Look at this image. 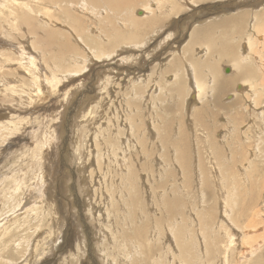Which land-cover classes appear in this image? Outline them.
Segmentation results:
<instances>
[{"label": "rangeland", "instance_id": "obj_1", "mask_svg": "<svg viewBox=\"0 0 264 264\" xmlns=\"http://www.w3.org/2000/svg\"><path fill=\"white\" fill-rule=\"evenodd\" d=\"M176 2L182 5L183 12L177 15V17L170 15L168 20L164 24L166 27L164 26L161 30L158 31V33H150V42L145 46V48H142L143 50L137 48L120 49L117 53L118 55H116L115 53L109 58L100 59L92 54L90 55L92 59L90 57H87V59H90V61L86 60L84 65L79 64L76 68H70L72 69V73H70L68 77L61 79V81L57 83L55 82V79L54 81L51 79H49V81L44 80L42 81L43 83H40V80L36 79L34 77V74H32L31 77L26 75V70L32 72L28 67L22 68L18 65V61L24 63L23 59H27V63H30L31 61L33 62L34 66L37 67L38 64L36 62V59H40L42 61L47 60L48 50H45L46 54L44 56H41L39 53V51H42V47L45 49L44 42L42 47H40L39 41H36L38 36L42 37L40 32L37 33V35H30V37H28V43H25V39L27 38L26 33L28 32L26 27L19 26V29H16L14 24L13 29H15L16 31L11 32L10 36L7 34V36L11 40V43L10 40L7 41L8 45L6 46L10 49V55L8 56V59H5V57H7L9 51L6 49L4 51L0 50V64H3L4 66L8 63V69L7 72L4 73V76L8 77L7 80L9 81V83L12 79H18L20 76L22 81H24L23 85L26 88H29V86L33 87L34 85L37 86L39 84L40 86L38 91L35 87H33L36 90L35 93L31 91L32 94H28V92L23 91L21 82L18 81V83L15 82L14 85H11L12 87H15L14 91L17 92L14 93V91L12 92L4 90L0 91L3 94V96L0 94V256H5L4 259L0 261V263L129 264L130 254L127 250L128 247L124 245L128 244L132 246L133 243H130L131 240L128 239V242L124 241L121 243L123 246H120V225L117 223V215H115L114 213L115 210H118L120 205L116 202H112L113 199H111V196L116 197V195L119 194L115 191H120L122 189L125 191L128 190L125 186L122 185V177L120 176V174L125 176L127 173L124 170H126L128 166L133 162L137 171L141 172L137 175V177L138 179L142 178V188L146 192H150L152 190L150 188H153L155 183L158 181L159 174L156 172L158 168L165 169V172L163 174L167 176V179L169 181H172L175 177H177V171L172 169L171 167L168 168V166L171 165L174 166V168L176 167V161L173 158L175 154L171 153L173 152V147H167L168 155L173 158V162L171 161V159H166L165 161V159L161 155L162 150L157 140V126H153L154 124L158 123V120L156 122L155 117H153L156 123L154 122V120L151 122V116H149H154L157 111L161 112L159 111L160 106H155L154 109L153 104L155 102L153 101H155V98H153V95L150 96L151 89L149 87L144 88L145 90L143 92V97H145L143 99V97L141 98V96H137V94H135L134 96V93H132L131 91L133 89L132 85L139 81L140 83L145 82V79H148L149 74H151V76L155 79L156 69H159L158 67H155V64L161 62L163 63L166 59L165 57H168V55L171 54L172 50H176L177 56L181 55L180 51L184 43L186 42L187 31L193 25L190 23H194L195 21L201 19L203 20V22L205 21V19H203V17H201L200 15L202 11V13L212 14L207 16L208 19L205 17L207 19V22L216 19V13L214 11H219V17L224 14L222 11L230 8L237 11L241 9H252V7H254V9L259 12L264 11V0H233V2L230 3H227V1H225L226 3L224 1L221 2L219 0L200 1L199 5L201 6L199 7L212 6L209 11H207L208 9L200 8L192 9L189 0H177ZM74 4L77 6H73L71 3L66 5L70 10L77 13H80V9L82 8L90 10L86 7L85 4L81 2ZM134 7L135 5L131 8ZM224 7H226L225 10L223 9ZM52 8L57 10L56 7ZM100 11L101 10L98 11L97 15L94 14L93 18L94 16H96L97 18V16L101 14ZM192 11H194V13ZM195 14H199L200 17L198 19L189 18L190 15L195 17ZM130 16L135 17L134 14H130ZM62 19L66 20L65 14L63 13ZM107 21L109 22L111 20L105 19L103 21V24ZM1 26L2 25L0 24V29L2 28ZM8 26L10 27V24ZM64 30L70 36V41L73 44L79 46L78 39L76 38L74 32L70 28H64ZM97 31L98 30H96V32ZM169 33L172 34L170 37H167ZM93 34L94 33L91 29L89 30V34L86 33L88 37L94 36ZM158 34L162 38H164L165 34L166 41L162 43V45L158 49L153 51V46L155 45V43L161 40V37ZM255 36L257 35L255 34ZM184 37L185 39H182ZM5 38L6 37H3L2 35L0 36L1 47H3L2 45H4L2 43L4 42ZM119 40V37L117 38V40H115V43H108V40H104L103 44L105 46V50L111 51L112 49H114V47L118 45ZM31 41L34 42L33 45L31 44ZM23 47L27 49V51L31 52L30 56L22 55L23 52H26L24 51ZM79 47L84 53H87V49H84L81 46ZM131 50L135 53H132ZM54 51L56 52L57 50ZM135 54H139L140 58L138 57V55L135 56L136 59L133 60V63L131 55ZM71 58L72 56L70 53L66 54L63 52L62 57H55V63L47 64L49 67L53 66L54 72L59 73L64 71L62 65L68 64ZM5 60H7V62ZM41 64L42 66H44L43 63ZM17 66H19V68ZM222 66L224 67L225 65ZM228 66L226 65V67ZM148 68L150 69V71ZM228 68L230 69L229 72H231V67ZM43 69L44 68H42V70ZM225 69L226 68H222L221 70L226 72L227 70ZM102 75L104 76V78ZM110 75H112L113 77H111ZM133 75L137 77L138 80L134 78ZM52 76L54 75L52 74ZM81 76L84 77L82 78ZM167 76H169V74H167ZM50 82L54 83L51 84ZM124 85L127 86L128 89ZM239 85L240 86H238L237 82L235 87V89L237 90H231V92L234 93V96L236 95L238 99H241L243 101V103L240 104L242 105V107L239 108L238 106H234L235 111L241 110L242 112H240L243 113L241 120L243 121L244 125L241 124L238 126H242V131L246 128L251 129L252 131H255V128L259 130V133H254L253 143L255 154H251L249 157L250 161H254L255 174L249 178V186L243 184L242 181L238 180L239 186L237 192L239 193V197L243 202H249V199L258 196L257 192L260 189V194L257 202H254L255 204L253 203L252 205H250L251 210L249 211H253L254 213H257V211H259V213L261 214L258 217L257 215L254 216L256 224L254 228L252 226V230L250 229V227L248 228L247 232L244 231L243 233H248V237L253 235L251 238H260L262 240L260 244L261 246L257 250H252L253 252L251 251V253H249L246 258H241L239 264H256L259 259H264V154L260 153L256 149V146L260 144L262 139H264V112H261V108L264 105V96H259L260 103L256 106V108L258 107V110L254 109L255 106L252 107L248 102H245L247 101V98L242 99L243 97H246L247 94H250L253 97L254 92L249 91L247 94H245V91L248 89L247 82L239 83ZM124 87L126 89L123 90ZM114 90L117 92H115ZM166 96L168 95L161 96V99L164 98L162 101L163 103L166 102ZM182 97L183 95L178 100L180 109L182 107V111L178 114L181 117H183L182 112L186 115L185 112H187L189 106H196L197 104L196 101H189V97L187 95H184L183 98ZM132 99H134L137 104L140 103L139 107L136 106L135 109H138L140 111L142 110L143 114H141L142 112L137 113L136 110L133 109V105H129L126 103V101H132L133 103H135ZM168 99L171 100L170 98ZM144 101L148 103H145ZM171 101L173 102V100ZM232 101H227V98L225 99L224 95L220 100V102L224 105ZM172 102H166L165 104L168 103L169 105L174 106L175 104ZM120 103L122 104V107H120ZM126 107L128 111L126 110ZM230 109H228L227 111L229 112ZM227 111L225 109L218 108L212 110L214 115L217 116L213 117V122H211V124L212 126H219L220 129L219 134H215L218 138L219 144L226 142V139L228 137H231L232 130L230 126L233 125H227L229 124L226 117V113H228ZM163 112L164 111H162L161 113ZM176 112L177 111L175 110L173 112H170L169 114H165L167 118L168 116L170 117L169 119L172 121L171 126L174 128L178 126H176L175 124L177 117H179L178 115L177 117H175L174 114H176ZM131 113L134 115H132ZM131 116H138V121H142L143 126L139 130L134 131V129L131 127L132 125L128 123ZM124 117L128 120L124 119ZM206 117L208 116L206 115ZM224 117L226 118V120ZM189 118L190 117H187L182 123L184 124V128H186L185 133H187V136L189 138V153H193V162H195L196 164V157L200 155V152L202 150H200L199 152L196 151L197 145L195 144L196 141L193 139V136H198L201 131L194 128V125H192L193 122ZM125 121L127 122L126 125ZM190 124L192 127L190 126ZM189 130L190 132H188ZM113 131L114 133H112ZM122 131L124 133H122ZM147 131L148 133H150L149 135H145V133L148 134ZM233 132L232 136L236 138V131ZM129 133H131L132 136ZM175 133H177V131ZM144 135L147 137L145 138ZM226 135L227 138L223 140V137H226ZM142 137L148 144L145 147L147 151V153L145 152V154L142 150V152H139L140 149H142V146H139V144L137 143V139ZM150 140H152V142ZM263 142L264 141H262V143ZM147 154L152 157L149 163L151 170L153 169L155 172L152 175L150 172L151 170L146 173L141 170V167H143V164L145 163L143 158L146 157ZM139 157H142V159ZM140 160H142V163ZM193 162L190 163L193 165ZM237 166L238 169H240L241 167H244L245 164H243L242 161H239ZM166 170H169V173H166ZM154 174L157 175L155 176ZM139 175H141L142 177H139ZM166 176L161 177L160 183L166 179ZM182 178L178 181V183H180ZM124 179L128 181V178ZM107 183L109 184L108 188ZM180 186L181 188H183L184 183L182 182V185ZM187 188H192L191 182L188 187L185 186V189ZM144 194L146 195V193ZM197 194L198 193L188 191L185 195L187 206L184 211L191 210L192 216H194L196 209H198V206L196 205L197 208H195V206L193 209H190L189 207H191V205H193V203L197 201ZM149 198L150 197L148 196V202ZM204 207L208 208V204H205ZM160 210L162 211V214H158L157 211ZM214 212V220H220L221 214L217 213L220 212V210L217 212L215 210ZM150 213L158 218L161 216V218L164 219L162 225H165L166 223H172V226H174L180 218V215H176L174 213L173 215L169 216L168 219H166L162 207L160 209L155 206L153 211L150 210ZM184 215L188 216L190 214L186 212ZM224 217H227V214H225ZM260 217H262L263 219H261ZM234 219L236 222L240 221L235 217ZM139 220L140 219L136 220V224H141ZM248 226H251V224ZM130 230L131 229H129V231ZM259 231L262 234L259 233ZM9 232H12V236L7 243H4V240L7 238V236H9ZM243 233L242 238L237 234V232L232 233L234 234V238L231 245H233V249L235 252L241 250L240 247L241 245H243V243H241V240L243 241ZM222 234L223 233H221L220 236H223ZM170 238L171 239H168L173 241V237ZM165 243L166 242L163 241L160 244L161 252H164L165 250ZM246 245L248 246V244L244 243L245 248ZM167 246L168 251L166 252V257L158 259L156 263L151 260V264L173 263V259L171 256L174 255V258H176L175 243H168ZM46 248L48 250H46ZM238 248L240 249L238 250ZM118 252H121V259L117 255ZM139 252L141 253V251ZM157 258L158 253L155 255V259ZM226 261H229V259H227Z\"/></svg>", "mask_w": 264, "mask_h": 264}, {"label": "bare ground", "instance_id": "obj_2", "mask_svg": "<svg viewBox=\"0 0 264 264\" xmlns=\"http://www.w3.org/2000/svg\"><path fill=\"white\" fill-rule=\"evenodd\" d=\"M176 1L177 0H0V24L2 25L1 26L2 30L0 29V36L2 35L3 37H6L4 42L2 43L4 44L2 45L3 47L0 46V50L4 51L6 49L9 51L7 57H5V59H8V56L10 55V49L9 47L6 46L8 45L7 41L10 40V38L7 36V34L10 36L11 32L16 31L15 29H13L14 24L16 29H19V26H23L27 28L28 32L26 33L27 38L25 39L26 40L25 43H28V37H30V35H37V33L40 32L42 37L38 36L36 41H39L40 47H42L43 42L45 43L44 44L45 49L42 47V51H39V53L41 56H44L46 54L45 50H48L47 60L42 61L40 59H36V62L38 64L37 67H35L33 62L31 61L30 63H27L28 62L27 59H23L24 63L18 61L19 62L18 65L21 66L22 68L28 67L32 72L26 70L25 72L26 75L31 77V75L34 74V77L36 79H39L40 83H43L42 81L44 80L49 81V79L53 81L55 79V82L57 83L61 81V79L68 77L69 74L72 73V69L70 68H76L78 67L79 64L84 65L86 60L90 61V59H87V57L91 58L90 55L92 54H94L98 59L109 58L113 56L115 53L116 55H118L117 53L120 49L145 48V46L150 42V38H149L150 33L153 32L158 33V31L165 26L164 24L168 20L170 15L177 17V15L183 12L182 5H180ZM178 1H183V0H178ZM189 1L192 6V9L200 8V9H208L207 11H209L212 8V6L199 7L201 6L199 5V2L203 0H189ZM212 1H216V0H212ZM219 1L221 2L227 1V3L233 2V0H219ZM78 2L85 4L86 7L90 10L82 8L80 9V13H77L70 10L67 7L69 3H71L73 6H77L74 3H78ZM134 5L135 7L131 8ZM52 7H56L57 10L53 9ZM135 9L137 15L135 13ZM223 9L225 10L226 7H224ZM99 10H101L100 11L101 14H99L97 18L96 16H94L93 18V15L94 14L97 15ZM192 12L194 13V11ZM202 12L200 15L201 17H203V19H205V21L203 22V20L201 19L195 21L194 23L193 22L190 23L193 25L190 28L191 30L189 29L190 31L189 30L187 31L186 42L185 43L182 42L184 43V45L180 51L181 55L177 56L176 50H172L171 54H169L168 57H165L166 59L163 63L161 62L155 64V67L159 68L158 70L156 69L155 79L151 76V74H149L148 79L144 78L145 82L140 83L139 81L132 85L133 89L131 91L132 93H134V96L135 94H137V96H141V98L143 97V92L145 90L144 88L149 87L151 89L150 96L153 95L154 96L153 98H155L154 99L155 101L152 100L153 102H155L154 104L152 102L154 109L155 106L156 107L160 106L159 111L161 112L164 111L163 113L158 111L157 113L155 111L156 113L153 112L155 113L154 116L149 114L148 115L152 117V118L150 117L151 122L154 120L153 117H155L156 122L158 120V123L154 124L153 126H157L158 129L157 140L162 150L161 155L163 156L165 161L166 159H171V161L173 158L175 159L176 167L174 168V166L171 165L168 166V168L171 167L172 169L176 170L177 177H175L172 181H169L167 179V176L163 174L165 172V169L158 168L159 170L157 169L156 172L159 174L158 175L159 179L155 183L153 188L148 187L152 190L150 192H146L142 188V184H143V183L141 184L142 178L138 179L137 177V175L140 174L141 172L137 171L132 161H131L132 164H130L128 168L124 170L126 171L127 174L125 176L120 174V176L122 177L121 180L122 185L125 186L128 190L126 189L127 191H125L122 189L120 191H115L116 193L119 194L116 195V197L111 196V199H113L112 202H116L117 204L120 205L118 210L117 211L115 210L114 212L115 215H117V223L120 225V229H119V233H120L119 236L121 237L120 246H123L121 244L122 242L124 241L128 242V239L131 240L130 243H133L132 246L128 244L124 245L128 247V249L127 248L126 249L130 254L129 264H151V260H153L154 263H156L158 259H161L162 257L164 258L166 257V252L168 251L167 245L168 243L173 244V242L175 243L176 258H174V255L171 256L173 259L172 264H204V261L205 264H239L241 258L243 257L246 258L247 255L251 253L252 250H257L261 246L260 244L262 240L260 238L259 239L251 238L253 235L248 237L247 236L248 233L247 234L243 233L244 231L247 232L248 228L250 227H251L250 229L252 230V226L254 228V226L256 225L254 216L257 215L258 217L261 214L259 213V211H257V213H254L253 211H249L251 210L250 205H252L254 202H257V199L260 194V189L257 192L258 196L249 199V202H243L239 197V193L237 192L239 186L238 180L242 181L243 184L249 186L250 185L249 178L255 174L254 161L253 162L250 161L249 157L251 154L253 155L255 154L254 143H253L254 133H259V130L255 128V131H252L251 129L246 128L243 129L242 131L241 129L242 126H238L241 124L244 125L243 121L241 120L243 113H241L242 112L241 110H240L241 112L238 111L237 109L236 110L238 112L235 111L234 106L236 107L238 106L239 108L242 107V105L240 104L243 103V101L241 99H238L236 95L234 96V93H232L231 90L232 89L233 91L237 90L235 89L237 82H238V86H240L239 83L247 82L248 89L245 91V94H247L249 91H253L254 96L252 97V95L247 94L246 97H243L242 99L247 98L246 99L247 101L245 102H248L249 105H251L252 107L255 106L254 109H257L258 107L256 108V106L260 103L259 96H264V11L259 12L256 9H254V7H252V9H247V10L241 9L237 11L232 10V8H230L225 11H222L224 14L221 15V17L218 16L219 11H214L216 13L215 16L216 19H213V21H209V22L206 21L208 19L207 16L212 14H207ZM62 13L65 14L66 20L62 19ZM130 14H134L135 17H131ZM200 15L195 14V17L190 15L189 18L198 19ZM213 16H209V17H213ZM130 18H136V19H130ZM105 19H109L111 21L104 22L103 24V21ZM9 24L11 28L8 26ZM64 28H70L74 32L76 38L78 39L79 46H81L84 49H87V53H84L79 46L73 44L70 41L71 40L70 36L67 34ZM90 29L94 33L93 34L94 36L88 37L86 33L89 34ZM96 30L98 31L96 32ZM254 32L257 36H255ZM171 34L172 33H169L167 37H170ZM118 37L120 38L118 45L115 46L114 49H112L111 51H106L105 46L103 44L104 40L106 41L108 40V43H113V42L115 43V40H117ZM88 39L91 41H89ZM182 39H185V37ZM165 41H166V36L164 34V38L161 37V40H159L153 46V51L158 49ZM31 44L33 45L34 42L31 41ZM54 50L57 51L55 52ZM62 50L66 54L70 53L72 58L69 60L68 64L62 65V68L64 70L63 72L56 73L54 72L53 66L49 67L47 63H55V57L57 56L62 57L63 55ZM24 51L26 52L22 53L23 56L31 55V52L27 51V49L24 48ZM137 55L139 57V54ZM137 55L136 54L131 55L132 61L136 59L135 56ZM5 61L7 62V60ZM40 62L43 63L44 66H42ZM222 65L225 66L223 67ZM226 65L227 66L230 65L228 67H231V72H229L230 69L226 67ZM7 66L8 63L4 66L3 64H0V91L4 90V91L13 92L15 87H12L11 85H14L15 82L18 83V81L21 82L23 91L28 92V94L31 93V91L35 93L36 91L35 88L38 91L40 84L37 86L34 85L33 87L35 88L30 86L29 88L28 87L26 88L24 87L23 85L24 81H22L20 76L18 79L17 78L12 79L9 83V81L7 80L8 77L4 76V73H6L8 69ZM19 66L17 67L19 68ZM41 66L45 70L44 69L42 70ZM221 67L226 68L225 70L227 71L226 72L222 71ZM52 74L54 76H52ZM167 74H169V76H167ZM110 76L113 77L112 75ZM134 78L137 79V77L135 76ZM50 83L53 84L54 82H50ZM125 87L127 88V86ZM125 87L123 88V90L126 89ZM15 92L17 91H14V93ZM0 94L3 96L2 92H0ZM163 95L164 96L168 95L165 98L166 102H172L171 100H173L172 103H174L176 106L169 105L168 103L165 104L166 102L163 103L162 101L164 98L161 99V96ZM182 95L183 97L184 95H187L189 97V101H196L198 104V105L196 104V106H189L187 112H185L186 115L183 114L182 112L183 117L178 115L182 111V107L180 109L178 104V100ZM223 95L225 96V99L227 98V101H232V100L233 101L226 105L222 104L220 100ZM167 97L170 98L171 100H169ZM146 101L144 102L148 103ZM126 103L129 105H133L134 106L133 109H135L136 106L139 107L140 104V103L137 104V102L133 103L132 101H126ZM120 107H122V104L120 105ZM217 108L225 109L226 111L231 108L229 112L227 111L228 113H226L227 122L229 123L227 125L230 126L232 124L233 126H230L232 132L236 131L235 132L236 138H234L232 136L234 132L232 133L229 130L231 132V137L227 138V135L226 137H223L224 138L223 140H225L226 138L227 139L226 142L222 144H219L218 138L215 135V134H219L220 132L219 126H212L211 124V122H213V117L217 116L214 115L212 110ZM261 109H260L261 112H264V105L262 106ZM175 110L177 111L176 114H174L175 117H177V115L179 117H177L175 123L176 126L177 125L178 126L174 128L171 126L172 121L169 119L170 117L168 116L167 118L165 114H169L170 112H173ZM136 112L140 113L142 112V110L140 111L137 109ZM141 114H143V112ZM206 115L208 117H206ZM187 117H190L189 119L192 120L193 122L192 125H194V128L202 132V133L200 132V134L198 133L199 134L198 136L195 134L196 137L193 136V139L196 141L195 144L197 145V146L195 145L197 147L196 151L199 152L200 150H202L200 152V155L196 157V164L195 162H193V158H192L193 153L192 154L189 153L188 150L189 138L187 136V133H185L186 128H184V124L182 123ZM124 119L126 118L124 117ZM126 123L127 122L125 121V125ZM128 123L132 125L131 127L134 129V131L139 130L143 126L142 121L140 120L138 121V116H133V117L131 116L129 118ZM176 131L177 133H175ZM188 132H190V130ZM112 133H114V131ZM122 133L124 132L122 131ZM149 134L150 133L148 134L145 133V135H149ZM145 135L144 137L146 138L147 136ZM150 141L152 142V140ZM262 141H264V139H262L260 144L256 146V149L260 153L264 154V142L262 143ZM137 143L139 144V146L140 145L142 146V149H140L139 152L143 151L144 154L145 152L147 153L145 147L148 144L146 143L144 138L143 137L138 138ZM170 146L173 147V152L171 153L175 154L173 158L168 155L167 147ZM137 155H141V154H137ZM139 158L142 159V157ZM143 159L145 161L143 167H141L140 165L139 166L141 167V170L144 173H146L149 170H151L149 163L152 157L147 154V156L144 157ZM140 161L142 163V160ZM239 161L240 162L242 161L243 164H245L244 167L240 166L241 167L240 169H238L237 166ZM190 162H193V165ZM150 172L151 175L155 173L153 169ZM166 173H169V170H166ZM164 176H166V179L160 183L161 177ZM139 177L142 176L139 175ZM124 178L126 179L128 178V181H126ZM181 178L182 180L180 181V183H178V181ZM182 182L184 183L183 188H181L180 186L182 185ZM190 182L192 184V188L185 189V186L188 187ZM108 187L109 184L107 185V188ZM188 191L198 193L197 201L194 202L193 205H191V207H189L190 209H193L196 205L198 206V209H196L194 216H192L191 210L184 211L187 206L185 195ZM144 193H146V195ZM148 196L151 198V199L149 198V202L147 201ZM205 204H208V208L204 207ZM155 206L160 209L162 207L166 219H168V217L173 215L174 213L176 215L177 214L180 215L179 216L180 218L177 216L179 218L178 222H176L174 226H172V223H166L165 225H162L164 219L161 218L160 215H159L160 217L158 218L150 213V210L153 211ZM197 206L195 208H197ZM215 210L216 212L220 210V212H217L221 214L220 220L219 219H217V221L214 220ZM157 212L158 214L159 213L162 214L161 210ZM186 212H188L190 215L185 216L184 214ZM225 214H227V217H224ZM234 217L240 221L236 222ZM260 218L263 219L262 217ZM137 219H140L139 222H141V224H136ZM250 224L251 226H248ZM129 229L131 230L129 231ZM234 232H237V234L241 238L243 233V241L240 239L243 245H241V247L238 245L241 248V250L238 252L236 251L237 253L234 251L233 245H231L234 238V234L232 233ZM221 233H223L222 234L223 236H220ZM259 233L261 232L259 231ZM11 236H12V232H9V236H7V238L4 240V243H7ZM170 237H173V241L169 240L171 239ZM162 238L163 241L166 242L164 245L165 247L164 252H161V246H160V244L163 242ZM244 243L248 244V246L246 245V248L244 246ZM240 248H238V250ZM46 250L48 249L46 248ZM139 251H141V253ZM120 253L121 252H118L117 254L119 258H120ZM157 253H158V258L155 259V255ZM0 257H1L0 259L1 261L4 259L5 256L1 255ZM227 259H229V261H226ZM8 263L10 264V262ZM256 264H264V259H259Z\"/></svg>", "mask_w": 264, "mask_h": 264}]
</instances>
